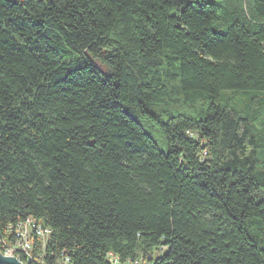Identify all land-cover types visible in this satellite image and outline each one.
Segmentation results:
<instances>
[{"label":"trees","instance_id":"16d2710c","mask_svg":"<svg viewBox=\"0 0 264 264\" xmlns=\"http://www.w3.org/2000/svg\"><path fill=\"white\" fill-rule=\"evenodd\" d=\"M28 219L27 264H264V0H0V249Z\"/></svg>","mask_w":264,"mask_h":264},{"label":"built area","instance_id":"2783aa9c","mask_svg":"<svg viewBox=\"0 0 264 264\" xmlns=\"http://www.w3.org/2000/svg\"><path fill=\"white\" fill-rule=\"evenodd\" d=\"M27 227L30 228V232L27 231ZM36 233L38 236L41 237H45L47 232H49L48 230L45 229V231L38 226H35L34 224H31V220L28 219L26 224H20V228L16 231V235H17V241L15 243L14 247H8L5 249V251L2 250L3 253H5L6 255H12V256H16L19 260H21L23 263L27 264L26 262H24L20 256H19V251H24L25 253L30 254V251L32 249V234ZM67 260V257L64 259V261ZM60 264H64V263H60Z\"/></svg>","mask_w":264,"mask_h":264},{"label":"water","instance_id":"95a60500","mask_svg":"<svg viewBox=\"0 0 264 264\" xmlns=\"http://www.w3.org/2000/svg\"><path fill=\"white\" fill-rule=\"evenodd\" d=\"M0 264H25L16 256L6 255L0 250Z\"/></svg>","mask_w":264,"mask_h":264},{"label":"rangeland","instance_id":"374dc122","mask_svg":"<svg viewBox=\"0 0 264 264\" xmlns=\"http://www.w3.org/2000/svg\"><path fill=\"white\" fill-rule=\"evenodd\" d=\"M27 231L30 232V228L29 227H27Z\"/></svg>","mask_w":264,"mask_h":264}]
</instances>
